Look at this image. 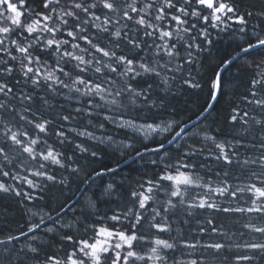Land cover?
Masks as SVG:
<instances>
[{
    "label": "snow or ice",
    "instance_id": "obj_1",
    "mask_svg": "<svg viewBox=\"0 0 264 264\" xmlns=\"http://www.w3.org/2000/svg\"><path fill=\"white\" fill-rule=\"evenodd\" d=\"M222 34L242 43L197 79ZM257 49L264 0H0V194L26 217L0 229V264H264V55L237 68L238 97L224 76ZM205 87L195 120L156 118L181 88ZM107 125L119 143L96 134ZM94 145L154 170L117 180L118 165L93 168L75 203L37 205L68 186L56 169L83 171L77 152L100 156Z\"/></svg>",
    "mask_w": 264,
    "mask_h": 264
},
{
    "label": "trees",
    "instance_id": "obj_2",
    "mask_svg": "<svg viewBox=\"0 0 264 264\" xmlns=\"http://www.w3.org/2000/svg\"><path fill=\"white\" fill-rule=\"evenodd\" d=\"M242 43L239 40L232 39L227 34H222L220 38L216 39L214 44L211 46L208 52L202 53L201 58L204 62V67L200 71L196 72L197 79L206 80L208 75L211 74L212 67L219 62L220 60L227 58L233 55L238 49L236 45ZM259 55H264V51L257 49L250 54V57L241 56L240 59L236 60L231 69L228 72L224 73L226 79L230 80V90L235 96H239L240 93L244 91V83L247 79L246 74L241 71L237 72V68L243 69L246 59L248 58H259ZM62 102V98H57ZM207 99V88L201 89H187L181 88L180 91L176 92L175 95L169 96L168 103L169 107L161 110H157L156 118L162 120H169L175 118L177 120H182L187 122L189 119L195 118L199 111L201 110V105L204 104ZM59 107V104H57ZM67 107V105H65ZM225 114L224 107V98L221 97L219 102L216 105V111L213 113V116L219 120L221 116ZM210 120L212 117L209 118ZM86 123V118L85 121ZM206 123V122H205ZM219 126V125H218ZM190 131H196L194 128H189ZM96 134L111 135L113 137L123 139L124 134L121 131H118L111 125L106 126V130L101 132L100 130H95ZM194 131V132H195ZM131 135V133H129ZM80 138H76L79 141ZM86 145H90L91 142L85 140ZM139 146V145H138ZM96 149L100 151V156L93 160L88 154L76 153V160L73 166L79 165L83 171L80 172L79 176H69L68 172L63 169H56V174L60 176H68V186L63 187L61 185L50 186L44 193L45 200L35 202L37 205H46L48 208H55L58 203L63 201L66 196H72V203H75L79 197L75 195L77 188L79 187L82 190L81 179L85 175V172L91 171V169H99L101 167H114L130 156L134 155V152H127V154L122 155L121 152L109 145H94ZM66 154H71L72 145H68L63 149ZM154 169L145 164L144 161L139 160L137 157L133 160L125 163L123 166L118 168L117 180L122 178H136L142 173H148L151 175ZM110 176L105 175L98 178L95 183L91 184L90 192H98V189H101L109 180ZM123 183L127 184V180H123ZM85 187H88L85 185ZM84 187V188H85ZM83 188V189H84ZM121 196L124 200H127L128 189L125 187L121 191ZM31 207V205H29ZM116 207L112 203H100V208L102 210H109ZM6 209V211H5ZM25 209L21 208L12 198L6 197L3 194H0V229H3L5 225L8 228H15L21 223H26ZM244 218L238 219L235 228L233 231L239 232L244 231L241 228ZM247 238V237H246Z\"/></svg>",
    "mask_w": 264,
    "mask_h": 264
},
{
    "label": "water",
    "instance_id": "obj_3",
    "mask_svg": "<svg viewBox=\"0 0 264 264\" xmlns=\"http://www.w3.org/2000/svg\"><path fill=\"white\" fill-rule=\"evenodd\" d=\"M234 54H235V53H234ZM234 54H233V55H234ZM242 55H243V54H242ZM242 55H241V56H242ZM192 120H195V118H193ZM189 128H191V125H189ZM166 146H167V145H166ZM134 158H136V157H135V154L132 155V156H130L129 158H127L126 160H124V161L121 162L120 164H118V168L121 167V166H123L125 163H127V162L133 160ZM116 166H117V165H116ZM116 166H114V167H116ZM84 187H85V185H83L82 190H83Z\"/></svg>",
    "mask_w": 264,
    "mask_h": 264
},
{
    "label": "rangeland",
    "instance_id": "obj_4",
    "mask_svg": "<svg viewBox=\"0 0 264 264\" xmlns=\"http://www.w3.org/2000/svg\"><path fill=\"white\" fill-rule=\"evenodd\" d=\"M195 130H193V132H194ZM98 136L99 135H103V134H97ZM115 138V140L117 141V143H119V141H121L122 139H119V138H116V137H114ZM109 146H111V147H113V148H116L114 145H109ZM117 149V148H116Z\"/></svg>",
    "mask_w": 264,
    "mask_h": 264
}]
</instances>
